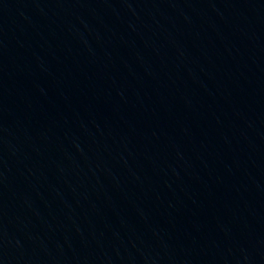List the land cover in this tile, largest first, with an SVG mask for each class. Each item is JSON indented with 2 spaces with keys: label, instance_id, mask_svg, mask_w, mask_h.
Listing matches in <instances>:
<instances>
[{
  "label": "water",
  "instance_id": "95a60500",
  "mask_svg": "<svg viewBox=\"0 0 264 264\" xmlns=\"http://www.w3.org/2000/svg\"><path fill=\"white\" fill-rule=\"evenodd\" d=\"M0 264H264V0H0Z\"/></svg>",
  "mask_w": 264,
  "mask_h": 264
}]
</instances>
